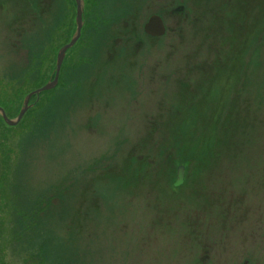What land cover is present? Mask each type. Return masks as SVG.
Listing matches in <instances>:
<instances>
[{
  "label": "rangeland",
  "instance_id": "obj_1",
  "mask_svg": "<svg viewBox=\"0 0 264 264\" xmlns=\"http://www.w3.org/2000/svg\"><path fill=\"white\" fill-rule=\"evenodd\" d=\"M83 6L56 86L0 116V264H264V0ZM75 19L74 0H0L9 120Z\"/></svg>",
  "mask_w": 264,
  "mask_h": 264
},
{
  "label": "water",
  "instance_id": "obj_2",
  "mask_svg": "<svg viewBox=\"0 0 264 264\" xmlns=\"http://www.w3.org/2000/svg\"><path fill=\"white\" fill-rule=\"evenodd\" d=\"M74 1L76 3V19H75V21H76V32H75V35L73 36V38L71 39V41L67 45H65L57 54L56 72H55L54 80L51 83H48L43 88H41V89L29 94L28 96H26V98L23 101V107H22L21 111L19 112V114L15 120H9L6 117L4 110L2 108H0V116L6 125H8L10 127L16 126L22 120L23 116L25 115V113L30 108V106H29L30 98L34 95H38L40 92L52 90L56 86L57 81H58L59 72H60L62 63H63L64 58H65V54L70 48H72L76 44L77 40L80 37V32H81V28H82V13H83V9H84L83 2H82V0H74ZM144 32L150 37H154V38L162 37L165 34V27H164V24H163L162 20L160 19V17L155 16V15L150 17L148 22L144 26Z\"/></svg>",
  "mask_w": 264,
  "mask_h": 264
},
{
  "label": "trees",
  "instance_id": "obj_3",
  "mask_svg": "<svg viewBox=\"0 0 264 264\" xmlns=\"http://www.w3.org/2000/svg\"><path fill=\"white\" fill-rule=\"evenodd\" d=\"M182 8H180V9H177V10H179L178 12L179 13H182L180 10H181ZM183 11V10H182ZM172 116H174V115H172ZM209 164V163H208ZM207 164V165H208ZM186 171H184V168L183 167H178V169H177V173H176V182L174 183V185H173V188H175V187H177V188H179L180 186H182L183 184H184V182H185V184H186V180H187V176L185 175L186 173H185ZM184 184V185H185Z\"/></svg>",
  "mask_w": 264,
  "mask_h": 264
}]
</instances>
